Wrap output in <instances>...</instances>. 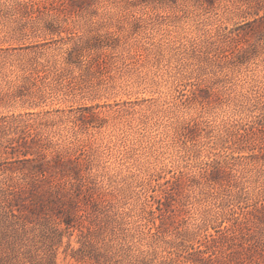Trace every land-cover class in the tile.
<instances>
[{
  "label": "rangeland",
  "instance_id": "rangeland-1",
  "mask_svg": "<svg viewBox=\"0 0 264 264\" xmlns=\"http://www.w3.org/2000/svg\"><path fill=\"white\" fill-rule=\"evenodd\" d=\"M2 188L0 264H264V0H0Z\"/></svg>",
  "mask_w": 264,
  "mask_h": 264
},
{
  "label": "trees",
  "instance_id": "trees-1",
  "mask_svg": "<svg viewBox=\"0 0 264 264\" xmlns=\"http://www.w3.org/2000/svg\"><path fill=\"white\" fill-rule=\"evenodd\" d=\"M43 169L44 168H38V171L41 173V174H43ZM9 192L10 191H8L7 189H5V188H2L1 190H0V195H2V198L0 199V216L2 217V220L3 219H6L7 217H9L10 215H12L11 217L12 218H14V224L16 225V226H21V227H23V230H24V226H25V224H24V222L22 221V217H21V215H20V213L18 214L17 212H16V210H19L20 211V208H17V209H15L16 208V203L13 201V199L12 198H10L9 197ZM21 212V211H20ZM10 214V215H9ZM1 220V221H2ZM65 224H66V228L68 229V230H70L72 227H73V225H72V223H70L69 221H65ZM44 226H46V225H44V224H40V227L39 228H41L42 230V232H45V230L46 229H50V230H55V231H57L58 232V228H56V227H45L44 228ZM23 233H26V231L25 232H16L15 234H14V236L13 237H15V239L17 240L20 236H21V234H23ZM24 235V234H23ZM82 235H84V233L82 232ZM213 237V236H212ZM214 240H215V237L213 238ZM54 263V262H53Z\"/></svg>",
  "mask_w": 264,
  "mask_h": 264
}]
</instances>
